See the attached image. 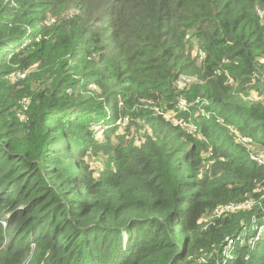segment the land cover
I'll return each mask as SVG.
<instances>
[{
	"label": "trees",
	"instance_id": "1",
	"mask_svg": "<svg viewBox=\"0 0 264 264\" xmlns=\"http://www.w3.org/2000/svg\"><path fill=\"white\" fill-rule=\"evenodd\" d=\"M262 57L264 0H0V264H264Z\"/></svg>",
	"mask_w": 264,
	"mask_h": 264
},
{
	"label": "built area",
	"instance_id": "2",
	"mask_svg": "<svg viewBox=\"0 0 264 264\" xmlns=\"http://www.w3.org/2000/svg\"><path fill=\"white\" fill-rule=\"evenodd\" d=\"M261 62H264V57L260 58ZM24 74H20V77H22ZM190 78L184 77L180 83L184 84L185 82H187ZM254 97V96H253ZM257 98V97H255ZM198 102V100L195 101V103ZM205 101H202L201 107H200V112L203 114L205 113L203 105H204ZM177 107L179 108H186L188 103L187 100L185 98H180L177 102ZM128 120V118L125 116L123 119L118 118L116 121L117 125H121L123 123H125ZM191 129L194 131L195 127L194 126H190ZM102 133V129H99V133L98 135L101 136ZM246 139H243V141H245ZM250 158L258 163H264V155H251ZM256 203L255 200L253 199H248L246 201H243L241 203H237V204H233V203H229V204H223L220 205L218 207H216L213 211V216L214 217H219L220 215H222L223 213H234L239 209H246V208H250L252 207L254 204ZM260 209H261V213H262V218H263V222H264V200L262 201V203H260ZM4 224V222H2ZM205 228V226H204ZM264 233V224L259 225L257 227L256 230V236L255 239H258L262 234ZM239 242L242 243L243 242V238H238ZM233 239L232 238H226V242L223 244L222 249H221V261L216 260L215 264H225L227 262L228 259H231L232 257V249H233ZM31 247L33 248L34 245L32 244ZM209 252L208 251H204L202 253V255L200 256L199 260L200 262L205 263L206 262V257L208 256ZM31 255V252H30ZM29 257L22 263V264H28V260L30 258Z\"/></svg>",
	"mask_w": 264,
	"mask_h": 264
},
{
	"label": "rangeland",
	"instance_id": "3",
	"mask_svg": "<svg viewBox=\"0 0 264 264\" xmlns=\"http://www.w3.org/2000/svg\"><path fill=\"white\" fill-rule=\"evenodd\" d=\"M258 97L259 96V94L258 93H256V92H253V94H252V97ZM98 133H99V131H98ZM88 162H89V164L90 165H92V167H96V166H98L99 165V163L95 160V159H93V158H89L88 159ZM5 220V219H4ZM175 239H176V241L177 242H181V240H182V235L179 233V231H176L175 232Z\"/></svg>",
	"mask_w": 264,
	"mask_h": 264
}]
</instances>
